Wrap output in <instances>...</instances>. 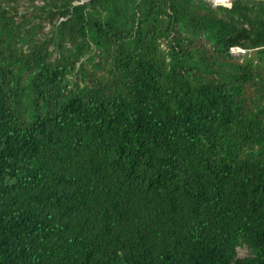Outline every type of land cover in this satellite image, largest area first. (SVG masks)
Listing matches in <instances>:
<instances>
[{
  "label": "trees",
  "instance_id": "1",
  "mask_svg": "<svg viewBox=\"0 0 264 264\" xmlns=\"http://www.w3.org/2000/svg\"><path fill=\"white\" fill-rule=\"evenodd\" d=\"M0 264H264V0H0Z\"/></svg>",
  "mask_w": 264,
  "mask_h": 264
},
{
  "label": "rangeland",
  "instance_id": "2",
  "mask_svg": "<svg viewBox=\"0 0 264 264\" xmlns=\"http://www.w3.org/2000/svg\"><path fill=\"white\" fill-rule=\"evenodd\" d=\"M210 1L213 2V3H221V2L222 3H225L228 0H210ZM26 5L27 4H24V3L21 4V5H19L18 12H19L20 16L23 15V14L27 15V14L30 13L31 10L30 11H27L26 10ZM32 21L33 22H37L38 20L37 19H33ZM43 27H44L43 28V33H46L48 31V29H49V26L46 23H43ZM231 51H233V55H235V56H237V54L243 55L245 53V50H243L241 48H233V49H231ZM89 68L90 67H88V69ZM247 254H248L247 248L242 247V248H238L237 249V256L238 257H245Z\"/></svg>",
  "mask_w": 264,
  "mask_h": 264
},
{
  "label": "water",
  "instance_id": "3",
  "mask_svg": "<svg viewBox=\"0 0 264 264\" xmlns=\"http://www.w3.org/2000/svg\"><path fill=\"white\" fill-rule=\"evenodd\" d=\"M251 252H253V250H251Z\"/></svg>",
  "mask_w": 264,
  "mask_h": 264
},
{
  "label": "clouds",
  "instance_id": "4",
  "mask_svg": "<svg viewBox=\"0 0 264 264\" xmlns=\"http://www.w3.org/2000/svg\"><path fill=\"white\" fill-rule=\"evenodd\" d=\"M238 48V47H237Z\"/></svg>",
  "mask_w": 264,
  "mask_h": 264
}]
</instances>
